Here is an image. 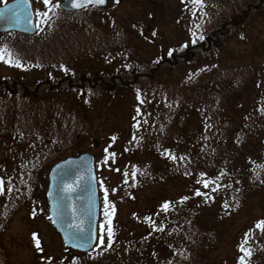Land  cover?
<instances>
[{"label": "trees", "instance_id": "16d2710c", "mask_svg": "<svg viewBox=\"0 0 264 264\" xmlns=\"http://www.w3.org/2000/svg\"><path fill=\"white\" fill-rule=\"evenodd\" d=\"M202 1L198 29L203 33L197 29L190 36L186 34L181 50L160 56L143 69L136 65L127 76L84 72L77 79L61 76L53 82L0 81V95L24 102L38 98L41 91L55 94L63 87L78 96L83 91L99 90L104 101L112 103V112L116 93L140 90L144 82L168 76L167 70L179 72L191 67L187 83L160 92L162 100L169 94L167 108H159L162 102L152 97L150 103L154 102L156 112H150V117L129 109L127 132L114 136L116 156L108 165L120 164L121 170L130 172L127 184L118 182L129 192L133 204L129 228L122 235L120 225L113 229L112 238L118 242L105 252L98 249L97 253L72 256L55 234L58 250L44 260L47 252L39 247L41 264H264V231L256 227L264 222V216L255 208L264 203V58L253 56L259 47L264 54V0ZM39 2L43 0H34ZM58 4L59 0H51L45 13L40 10L39 27L44 17L53 18L63 31L76 32L79 41L84 38L82 44L94 42L107 31L105 25L100 32L94 26L100 23L98 15H106L111 5L105 10L67 14ZM63 17L68 20L60 21ZM252 30L256 33L252 50L245 48L235 63L224 65L228 46L246 44L245 35ZM139 100L138 107L147 110L144 98ZM121 104L125 112L124 100ZM18 106L9 105V110L0 112V119L13 113L0 143L7 142L15 149L26 140L25 129L18 127ZM45 118L48 128L56 123L53 113ZM77 119L81 124L77 126L73 119L75 129H89L82 114ZM78 136L73 131L68 144L65 140L54 143L57 146L47 150L50 155L46 159L61 156ZM208 181L212 183L205 188ZM21 184L26 186V182ZM29 186L28 192L35 197V183ZM104 235L107 239V228ZM242 246L250 256L244 255ZM75 257L82 260L75 262Z\"/></svg>", "mask_w": 264, "mask_h": 264}, {"label": "rangeland", "instance_id": "374dc122", "mask_svg": "<svg viewBox=\"0 0 264 264\" xmlns=\"http://www.w3.org/2000/svg\"><path fill=\"white\" fill-rule=\"evenodd\" d=\"M4 2L5 0H0V6ZM34 4L36 15L40 10L45 11L43 3ZM109 5L111 9L106 15L99 14L97 19L100 23L94 26L98 28L96 31L100 32V28L105 25L107 31L92 43H80L84 38L79 41L76 32L63 31L61 26L55 24L53 18L44 17L43 25L39 27V15V30L35 36L26 38L25 35H0V51L7 49L14 62L20 65L15 67L0 63V81L26 79L33 82L35 79H42L53 82L61 76L77 79L84 72L119 73L127 76L136 65L143 69L148 64H153L160 56L181 50L186 34L190 36L199 28L198 17L204 9V6L198 9L191 0H109ZM64 19L68 20L63 17L60 21ZM199 33H203L201 29ZM255 34L254 30L249 31L247 35L243 34L247 38L245 46L230 44L228 59L222 61L223 64L227 66L235 63L245 48L252 50ZM253 56L264 58L262 48L255 50ZM167 71L170 73L168 76L163 74L151 82H144L141 84L144 88L140 90L116 93L112 112L109 109V104L112 103L109 100L104 101V93L99 90L83 91L78 96L63 87L57 89L55 94L41 91L38 98L26 99V102L19 98L12 99L5 93L0 95V112L7 110V107L9 110V105L11 107L19 104L17 108L20 110L21 119L18 127L25 129L23 133L26 135L24 144L20 145L22 148L15 149L9 147L7 142L0 143V180L5 182V193L0 195V264H41L37 242L39 247L42 246L47 252V256L42 257L44 260L53 257L58 250V239L48 220L46 190L51 167L70 156L90 153L96 157L102 219L99 231L101 225L105 230L108 228L109 219L112 230L120 225V235L129 228V222L132 220L130 207L133 204L129 192L118 182L121 180L125 183L127 179L128 183L130 172H124V168L121 170L120 164L115 167L108 165L116 156L113 139L127 132L130 110H139L143 115L150 117V112H156V108H152L154 102L150 103L152 97L162 102L158 107L167 108L169 94L166 95V100H162L160 92L169 91L174 86H182L191 76V67L179 72ZM139 98H144L142 104L147 110L143 111V107H138L141 103ZM122 100L125 112L122 109ZM149 104L152 106L147 108ZM52 113L56 123L49 126V129L45 116ZM79 114L86 119L89 129H75L72 121L76 119V125H80V120L77 119ZM12 119L13 113L0 119V135L8 132L7 124ZM123 124L124 127H121ZM71 130L79 135L76 142L67 146L58 158L47 160L46 156L50 155L47 150L57 146L53 145L54 143L62 144L64 140V144L69 143ZM61 136H64V139ZM17 171L22 172L16 174ZM23 182H26V186L21 184ZM30 182L36 185L35 197L28 192ZM8 188H11L10 192L7 191ZM105 192L109 205L107 216L104 211ZM262 205H255V208L263 218L264 203ZM117 242L112 238V246L108 248V239L104 235L105 246L100 247L98 243L94 253H97L98 249L105 252ZM258 257L256 260H259ZM75 258V262L82 260L80 257Z\"/></svg>", "mask_w": 264, "mask_h": 264}, {"label": "water", "instance_id": "95a60500", "mask_svg": "<svg viewBox=\"0 0 264 264\" xmlns=\"http://www.w3.org/2000/svg\"><path fill=\"white\" fill-rule=\"evenodd\" d=\"M61 1L60 10L71 14L108 6V0L102 4L86 3V0ZM74 4L85 6L73 7ZM8 33L27 36L37 33V18L31 0H12L0 6V35ZM95 161L93 154L84 153L55 164L49 174L46 194L49 220L64 247L83 254L90 253L99 238L100 199ZM68 187L75 190L68 192ZM70 235H75L76 239H70Z\"/></svg>", "mask_w": 264, "mask_h": 264}, {"label": "snow or ice", "instance_id": "6c2138e0", "mask_svg": "<svg viewBox=\"0 0 264 264\" xmlns=\"http://www.w3.org/2000/svg\"><path fill=\"white\" fill-rule=\"evenodd\" d=\"M51 2V0H43V3L45 6H47L49 3ZM104 2V0H86V3H94V4H102ZM191 3L196 6L198 9L203 7V3L202 0H191ZM81 6H85L82 4H74L73 7H81ZM37 15H40V13H37ZM0 63H6L9 66H15V67H20L18 62H14L11 54L8 52L7 49H4L3 51H0ZM125 176H127V173H125ZM134 177V174H133ZM125 183H127V179L125 180ZM212 183L211 181H208L204 184V187L207 188L208 184ZM75 189L68 187L66 189V191L68 192H72ZM7 191H11V188H8ZM5 193V182L3 180H0V195H3ZM197 195H201V193L197 192ZM104 204H105V215H109L108 213V201H107V192H105V200H104ZM169 207V205L165 204L164 205V209H167ZM113 213H114V209H113ZM108 228H107V239H108V244L107 247L110 248L112 246V236H113V232H112V228H111V220L109 219L108 221ZM77 229H79V225L75 226ZM256 227L258 229H260L261 231H264V222L258 223L256 225ZM162 230V229H161ZM80 231H82V229H80ZM104 232H105V228L103 225H101L100 228V239L98 241L99 246L100 247H104ZM70 239L75 240L76 236L75 235H70L69 237ZM33 239L35 240L36 237H33ZM244 243H247V239H245ZM37 247L39 248V243L37 242ZM241 251L244 253L245 256H250L251 252L250 251H245L243 246L241 247ZM241 264H243V261H241Z\"/></svg>", "mask_w": 264, "mask_h": 264}]
</instances>
